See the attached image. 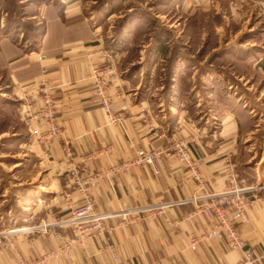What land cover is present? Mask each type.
I'll return each mask as SVG.
<instances>
[{
	"label": "crops",
	"instance_id": "0c3cea01",
	"mask_svg": "<svg viewBox=\"0 0 264 264\" xmlns=\"http://www.w3.org/2000/svg\"><path fill=\"white\" fill-rule=\"evenodd\" d=\"M200 1L211 3L213 13L220 15L222 23L215 31H230L226 21H233L241 23L237 32L253 35L242 41L235 31L218 45L201 37L193 50L181 36L163 37L161 28L150 27L142 12H133L118 34L124 15L132 12L125 0H107L104 18L82 0L27 5L28 15L44 24L37 48L30 51L0 35V78L7 85V96L0 99L5 109L14 102L24 123L19 131L0 128V231L13 230L6 235L9 244L0 250V264L49 253L54 254L42 264H116L105 250L109 243L116 247L118 264H236L242 258L241 249H229L219 239L189 249V236L203 234L213 224L190 201L125 225L111 216L103 231L81 232L82 225L69 221L71 211L86 201L70 175L74 166L80 179L103 175L87 189L100 214L188 199L196 192H220L226 185L227 160L238 173V186L264 184V115L256 109L260 116L253 121L242 112L255 109L248 93L256 82L259 95L253 99L264 93V10L251 2L235 6L231 0H196L193 5ZM109 42L120 46L115 50L117 75L109 89L121 116L117 123L107 121L90 79L105 51L112 50ZM134 49L137 54L131 55ZM42 90L54 103L70 155L60 140L50 144L46 156L34 141L31 128L44 127V122L31 120L29 126L27 118L29 107L35 112L44 106ZM32 94L36 98L27 105ZM259 129L263 135L257 139ZM177 140L189 143L204 191L172 152ZM140 149L156 152V169L133 165L105 175ZM85 154L95 157L84 160ZM246 213L247 221L236 224L237 232L264 264V188ZM43 223L46 229H32Z\"/></svg>",
	"mask_w": 264,
	"mask_h": 264
},
{
	"label": "built area",
	"instance_id": "2783aa9c",
	"mask_svg": "<svg viewBox=\"0 0 264 264\" xmlns=\"http://www.w3.org/2000/svg\"><path fill=\"white\" fill-rule=\"evenodd\" d=\"M235 6L251 2L255 9L264 10V0H231ZM45 72V68L42 69ZM117 75V61L116 56L112 50L105 51V57L101 64L93 67L91 72V83L94 93L98 98L101 108L106 114L107 121L110 123H117L121 121V116L117 114L113 107L112 97L110 95V81ZM45 79L41 80L44 84ZM36 98L35 94L27 97L25 102L30 105L32 100ZM41 100L44 106L37 111H32L29 107L27 123L30 126L31 120L44 122V127L31 128V134L34 141L43 147L44 155H48V148L55 140H60L63 143V151L70 155L69 141L66 139L65 132L62 126L57 121L54 103L46 91L42 90ZM30 103V104H29ZM172 152L177 159L185 164L193 176L198 180L199 190L204 191V186L199 179L197 159L190 154V145L186 140H177L172 145ZM89 157H95V154H85L84 160ZM156 152L137 150L136 156L127 162H122L118 165H113L109 168L105 175H112L114 173L127 171L133 165H149L156 169ZM225 168L226 185L217 193H194L191 198L174 200L171 202H163L159 204H151L141 209H127L122 208L116 214H100L94 208L93 202L88 193V187L94 186L98 180L103 176L101 173H94L88 175L85 179H80L79 168L74 166L70 170V175L74 178L78 190L81 191L85 198V202L74 208L71 211L70 222L82 225L81 232L90 230L103 231L105 227V220L111 216H117L118 224H128L133 220H140L144 218H155L164 213V210L173 207L177 204L192 202L197 211L203 212L206 217L212 220L211 228L203 234H191L189 236L188 247L191 250L196 249L198 244L203 240L219 239L223 240L229 249H241L243 252L242 258L236 264H260L262 256L255 255L253 250L247 246V243L242 239L236 229L238 222L247 221L246 208L251 204L256 193L264 188V184H255L249 186H238L239 179L235 166L230 160H227ZM133 214V215H131ZM194 213L189 214L191 217ZM171 224H174L171 222ZM47 224H39L32 229L44 230ZM26 230V228H22ZM13 230L0 231V250L9 244L6 235ZM67 247V246H66ZM105 250L110 252L116 264L119 261V254L113 243H109ZM54 253H49L41 258L32 260H24L18 258V264H42Z\"/></svg>",
	"mask_w": 264,
	"mask_h": 264
},
{
	"label": "rangeland",
	"instance_id": "374dc122",
	"mask_svg": "<svg viewBox=\"0 0 264 264\" xmlns=\"http://www.w3.org/2000/svg\"><path fill=\"white\" fill-rule=\"evenodd\" d=\"M97 1L99 0H82V2L85 3L86 6H88L89 8H92V6L96 5ZM22 2H23L22 3L23 7H27V5H29L28 4L29 1L24 0ZM184 3L185 0H125L124 4L127 5L128 7H132L131 10L134 12H142L143 15L145 14L146 15L145 21L149 24L150 27L156 25L157 28H161L162 30L161 34L163 37L168 39L169 38L178 39L179 36H181L183 39L189 40L190 44L192 45L191 49L193 50H196L195 44L197 43V40H201V37H203L205 42L218 45L219 44L218 40L220 38H221L220 41L228 40L232 38L233 33L237 29H239V27H242L240 25L241 23L226 21L227 25H229L231 28L230 31L217 32L215 31L214 27L217 23L218 24L222 23V20L219 19L220 15H218L219 16L218 17L216 14L213 13L215 11V8L211 6L212 5L211 3L206 5V4H202V2L200 1L201 4L193 5L194 3H196V0H188L189 3L188 7H186ZM193 7L197 9L194 10L192 9ZM36 19L41 21V19H39L38 17H36ZM115 23L118 25L117 21L114 22L113 24ZM223 29L224 26L222 27V30ZM238 33L241 34L242 37L241 40L243 41L244 39L251 37L254 32L249 34L247 30H245V32L242 30L241 32L240 31L237 32V34ZM146 37L144 38L146 39ZM107 47L109 49H112L114 54L116 52L115 50L120 49V46H116L115 44H110V42L107 45ZM221 48H219L218 50H220ZM256 48L257 47H252L253 50ZM135 54L137 53L135 52L134 49L131 55H135ZM223 63L228 64V61H223ZM254 85L255 86L252 87V89L248 93V96L251 98L252 104L253 106H255L254 107L255 109L250 110V112L248 109H246V111H242L247 119H251L253 121L254 119H258L260 116V111L256 109H260L263 112L262 114L264 115V93L261 95L260 99L258 100H256L255 98L253 99V97H255L254 95H259V93H257V90L259 88L258 83L256 82ZM6 89H7V85L5 80L3 78H0V98L3 96L4 97L7 96L6 94H4V91ZM250 114L253 117H250L251 116ZM3 127L4 129L9 128V130L11 131L12 130L19 131L20 129L24 128V123L19 118L15 108L8 107V109H5L3 107V100L0 99V128L2 129ZM263 131L259 129L258 134L256 135L257 139L259 138L260 135H263ZM12 148L13 151L16 150L15 145H13Z\"/></svg>",
	"mask_w": 264,
	"mask_h": 264
},
{
	"label": "trees",
	"instance_id": "16d2710c",
	"mask_svg": "<svg viewBox=\"0 0 264 264\" xmlns=\"http://www.w3.org/2000/svg\"><path fill=\"white\" fill-rule=\"evenodd\" d=\"M24 0H0V35L9 36L19 46L30 51L36 49L41 35L44 31V24L42 20L31 17L26 12L22 5ZM28 4L41 5L49 2H59L61 0H26ZM107 0H99L97 4L92 6V10H95L100 18H104L106 14L105 3ZM8 3V4H7ZM11 5V6H10ZM133 12L126 13L123 17L124 22L120 23V26L115 30L120 34L123 32V26L126 24L127 19L133 16ZM12 108L15 107V103H10Z\"/></svg>",
	"mask_w": 264,
	"mask_h": 264
}]
</instances>
